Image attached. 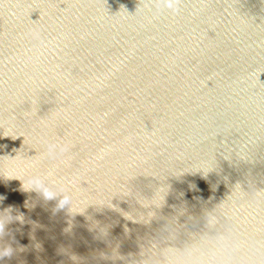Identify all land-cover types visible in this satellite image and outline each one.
Segmentation results:
<instances>
[{"label": "water", "instance_id": "1", "mask_svg": "<svg viewBox=\"0 0 264 264\" xmlns=\"http://www.w3.org/2000/svg\"><path fill=\"white\" fill-rule=\"evenodd\" d=\"M178 7L0 0V264H131L168 220L202 228L235 185L264 191V0ZM50 143L69 150L48 159ZM48 172L70 213L23 190ZM236 206L264 225V204Z\"/></svg>", "mask_w": 264, "mask_h": 264}, {"label": "clouds", "instance_id": "2", "mask_svg": "<svg viewBox=\"0 0 264 264\" xmlns=\"http://www.w3.org/2000/svg\"><path fill=\"white\" fill-rule=\"evenodd\" d=\"M179 3L180 0H146L147 5L163 4L174 14L179 11ZM68 150L67 145L50 143L45 146L43 156L57 160ZM52 175V172L47 176L26 175L19 180L23 182V190L35 191L45 200H56L58 209L67 208L70 213L75 203L71 190L62 182L49 180ZM165 192L161 188L153 199H140L139 203L144 209L159 208ZM238 201L247 203L255 212L264 204V191H244L239 184L235 185L226 200L204 212L202 228L195 218H189L187 226L176 218L168 220L159 239L151 242L141 252L139 261L133 260L131 264H264V225L244 230L236 206ZM154 216V211H148L138 219L147 223ZM8 217L11 215L7 211L0 213V239L6 235L5 226L13 219ZM12 255L10 246L0 247V260Z\"/></svg>", "mask_w": 264, "mask_h": 264}]
</instances>
